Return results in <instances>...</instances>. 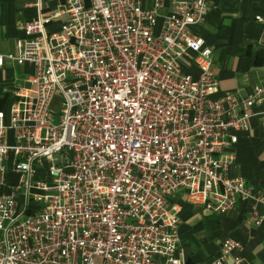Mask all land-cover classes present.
I'll return each mask as SVG.
<instances>
[{
	"label": "built area",
	"instance_id": "obj_1",
	"mask_svg": "<svg viewBox=\"0 0 264 264\" xmlns=\"http://www.w3.org/2000/svg\"><path fill=\"white\" fill-rule=\"evenodd\" d=\"M58 1L0 53V68H33L0 113V264H179L178 197L217 215L239 199L264 206L228 174L264 85L215 96L212 50L192 30L206 0ZM10 154L21 203L5 191ZM242 249L224 239L202 264H247Z\"/></svg>",
	"mask_w": 264,
	"mask_h": 264
},
{
	"label": "crops",
	"instance_id": "obj_2",
	"mask_svg": "<svg viewBox=\"0 0 264 264\" xmlns=\"http://www.w3.org/2000/svg\"><path fill=\"white\" fill-rule=\"evenodd\" d=\"M36 0H0V53L14 52L15 42L23 37L24 23L46 17L55 10L58 0H43L38 9L30 4ZM206 22L194 27L212 50V72L217 84L216 97L231 93L246 99L254 87L264 85V27L255 18H264V0H206ZM150 5L151 0H146ZM65 17L46 24L48 33L60 32ZM33 68L29 64L16 65L5 62L0 68V113L7 122L8 111L18 88L26 85ZM249 130L238 133V141L229 152L234 155L228 174L242 178L248 186L264 194V101L252 108ZM6 143L13 142L12 133L6 132ZM7 171L6 192L16 191L18 176L13 172V156L5 160ZM38 171L39 168H36ZM41 172V171H40ZM38 178V177H37ZM181 204L178 227V243L175 259L179 264H202L215 256L224 239L230 238L242 244L241 256L247 264H264V206L250 200L239 199L233 211L217 215L200 206L189 204L178 197ZM30 212L36 210L30 204ZM257 211L262 223L248 222Z\"/></svg>",
	"mask_w": 264,
	"mask_h": 264
},
{
	"label": "rangeland",
	"instance_id": "obj_3",
	"mask_svg": "<svg viewBox=\"0 0 264 264\" xmlns=\"http://www.w3.org/2000/svg\"><path fill=\"white\" fill-rule=\"evenodd\" d=\"M53 111H54V121L57 122L59 119V103H55L53 105Z\"/></svg>",
	"mask_w": 264,
	"mask_h": 264
}]
</instances>
